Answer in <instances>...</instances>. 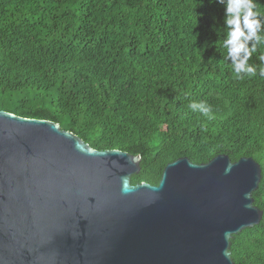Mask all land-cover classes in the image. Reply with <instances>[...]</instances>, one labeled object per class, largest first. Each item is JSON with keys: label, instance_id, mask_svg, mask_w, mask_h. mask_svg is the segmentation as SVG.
Listing matches in <instances>:
<instances>
[{"label": "trees", "instance_id": "obj_1", "mask_svg": "<svg viewBox=\"0 0 264 264\" xmlns=\"http://www.w3.org/2000/svg\"><path fill=\"white\" fill-rule=\"evenodd\" d=\"M223 17L212 0H0V108L141 154L132 183L157 184L180 156H252L264 210V78H235ZM231 240L235 264H264V213Z\"/></svg>", "mask_w": 264, "mask_h": 264}, {"label": "water", "instance_id": "obj_2", "mask_svg": "<svg viewBox=\"0 0 264 264\" xmlns=\"http://www.w3.org/2000/svg\"><path fill=\"white\" fill-rule=\"evenodd\" d=\"M141 159L0 108V264H235L233 234L264 213L260 162L180 156L132 183Z\"/></svg>", "mask_w": 264, "mask_h": 264}, {"label": "clouds", "instance_id": "obj_3", "mask_svg": "<svg viewBox=\"0 0 264 264\" xmlns=\"http://www.w3.org/2000/svg\"><path fill=\"white\" fill-rule=\"evenodd\" d=\"M212 2L222 5L224 9L223 26L219 28L223 29L221 47L225 50L224 59L230 63L235 78L243 79L245 75L264 78V12L257 7V0ZM254 54L260 61L259 66L249 63ZM189 107L209 119L214 118L212 107L206 102H193ZM223 255L228 257L229 251L225 249Z\"/></svg>", "mask_w": 264, "mask_h": 264}]
</instances>
